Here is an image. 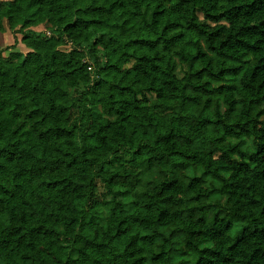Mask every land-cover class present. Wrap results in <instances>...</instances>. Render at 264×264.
Segmentation results:
<instances>
[{"label": "trees", "instance_id": "1", "mask_svg": "<svg viewBox=\"0 0 264 264\" xmlns=\"http://www.w3.org/2000/svg\"><path fill=\"white\" fill-rule=\"evenodd\" d=\"M7 28L0 264H264V0H0Z\"/></svg>", "mask_w": 264, "mask_h": 264}, {"label": "rangeland", "instance_id": "2", "mask_svg": "<svg viewBox=\"0 0 264 264\" xmlns=\"http://www.w3.org/2000/svg\"><path fill=\"white\" fill-rule=\"evenodd\" d=\"M35 30L41 31V30H46V29H45L44 25H39V26L35 27ZM21 38H22L21 34L16 33L15 31H11L9 28H7L5 32H1L0 31V46L4 49V51L2 52V55L4 57H7L11 51H19V52L26 53L29 49H27V47L22 43ZM11 45H13L14 50H6L5 49L6 47L11 46ZM61 48L69 50L71 48V44L65 43ZM262 107H264V104H263ZM242 139L245 140V143L243 144L245 147L246 146H249V147L252 146L251 145L252 141H251L250 138L243 137ZM233 141H238V139L234 138ZM109 168H111V167H109ZM185 173L193 175V174H199L200 172H199V170H197V169H195L193 167H189V168H187L185 170ZM225 174H228V173L225 172ZM208 182H209L210 185H217L218 184L216 179L213 178V177H209V181ZM98 184H99V189H98L97 198L98 199H102L103 198V194L105 192V189H104V187L102 186V184L100 182H98ZM121 198L124 201H128V200H130L131 197L130 196H122ZM224 200H225V198L219 193H215V194L211 195L207 199L208 203H211V204H215L216 202L223 203ZM233 224H234L233 228L230 231L231 235H234L238 230H240V228L242 227L243 222L234 221ZM205 245H210V244L208 243V244H205ZM186 264H194V258H193L192 255H190L187 258V263Z\"/></svg>", "mask_w": 264, "mask_h": 264}]
</instances>
